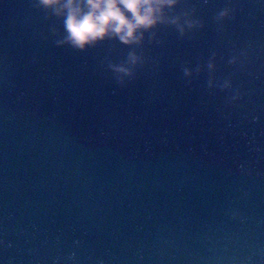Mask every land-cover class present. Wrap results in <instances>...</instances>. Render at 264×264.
I'll return each mask as SVG.
<instances>
[{"label": "water", "instance_id": "1", "mask_svg": "<svg viewBox=\"0 0 264 264\" xmlns=\"http://www.w3.org/2000/svg\"><path fill=\"white\" fill-rule=\"evenodd\" d=\"M168 15L186 36L79 51L39 0H0V264H264V3ZM130 53L146 62L120 87Z\"/></svg>", "mask_w": 264, "mask_h": 264}, {"label": "clouds", "instance_id": "2", "mask_svg": "<svg viewBox=\"0 0 264 264\" xmlns=\"http://www.w3.org/2000/svg\"><path fill=\"white\" fill-rule=\"evenodd\" d=\"M183 0H39V5L54 13L62 20L64 38L58 40V45L68 44L79 51H87L89 47L109 39H119L125 45H141L146 39L145 33L155 34L164 24L179 27L181 36L187 32L181 25L180 17H170L169 10L178 8ZM264 3V0H259ZM234 9L226 7L218 15V20H225L233 15ZM188 29L204 27L197 19L189 18L184 21ZM217 54H213L207 63L209 72H215ZM239 56L231 58L229 63L237 64ZM146 62L143 55L130 53L126 62L111 65L117 84L126 87L137 76V70ZM203 71L202 68L184 67V77L191 80ZM209 88L219 87L222 91H234L231 101L243 98L244 93L233 88V81L225 79L217 84L214 78L208 81ZM258 119V117H257ZM243 168V165H241ZM9 247H12L11 242ZM72 253L70 259H75ZM59 264V261H57Z\"/></svg>", "mask_w": 264, "mask_h": 264}]
</instances>
